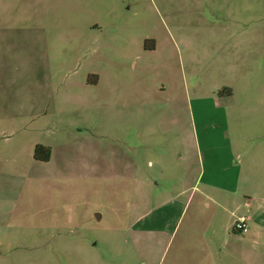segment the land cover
Instances as JSON below:
<instances>
[{
	"label": "rangeland",
	"instance_id": "1",
	"mask_svg": "<svg viewBox=\"0 0 264 264\" xmlns=\"http://www.w3.org/2000/svg\"><path fill=\"white\" fill-rule=\"evenodd\" d=\"M221 125L242 166L227 208L253 214L264 0H0V264H153L165 234L143 215L198 203L197 146ZM225 215V264H264V227Z\"/></svg>",
	"mask_w": 264,
	"mask_h": 264
},
{
	"label": "crops",
	"instance_id": "2",
	"mask_svg": "<svg viewBox=\"0 0 264 264\" xmlns=\"http://www.w3.org/2000/svg\"><path fill=\"white\" fill-rule=\"evenodd\" d=\"M225 128L226 125L213 126L210 130L214 133L213 138L202 134L203 144L197 146L200 154L202 151L203 163L206 152L212 155L208 156L206 165L199 162V170L194 177L192 193L200 192L202 195L196 198L198 203L194 206L189 205V200L180 203L175 221L169 215L171 211H165L164 207L148 210L143 215L144 230L155 229L165 234L161 240L166 243L167 253L154 260L153 264H225V257L229 253L224 249V240L231 238L228 232L230 223L222 230L225 211L230 217L233 216V221L238 217L227 206L232 197L236 203H241L239 188L242 176L240 151H235L231 139L223 134ZM242 205L253 210V214H245L248 218L246 233L256 226L263 228L264 214L258 210L264 212V201L256 202L246 196ZM238 211L239 207L236 206L233 212L236 214ZM226 219L229 222V217ZM150 241L155 243L154 239Z\"/></svg>",
	"mask_w": 264,
	"mask_h": 264
},
{
	"label": "trees",
	"instance_id": "3",
	"mask_svg": "<svg viewBox=\"0 0 264 264\" xmlns=\"http://www.w3.org/2000/svg\"><path fill=\"white\" fill-rule=\"evenodd\" d=\"M145 48H148L145 46ZM51 149L48 146L36 145L34 148V158L38 161H48L50 159Z\"/></svg>",
	"mask_w": 264,
	"mask_h": 264
},
{
	"label": "built area",
	"instance_id": "4",
	"mask_svg": "<svg viewBox=\"0 0 264 264\" xmlns=\"http://www.w3.org/2000/svg\"><path fill=\"white\" fill-rule=\"evenodd\" d=\"M233 231L246 233L248 231V218L244 215L237 217L233 224Z\"/></svg>",
	"mask_w": 264,
	"mask_h": 264
}]
</instances>
